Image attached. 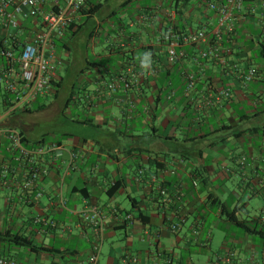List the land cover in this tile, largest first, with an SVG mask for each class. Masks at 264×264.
I'll return each mask as SVG.
<instances>
[{
	"label": "crops",
	"instance_id": "crops-1",
	"mask_svg": "<svg viewBox=\"0 0 264 264\" xmlns=\"http://www.w3.org/2000/svg\"><path fill=\"white\" fill-rule=\"evenodd\" d=\"M214 1L88 0L72 29L54 40L57 68L77 79L66 83L58 70L45 97L0 121L30 145L64 149L40 162L48 175L39 200L13 185L0 190L4 264H89L98 241L97 264H125V257L136 264H264V8L248 0L236 36H222L225 65L189 47L177 65L166 57L164 36L215 26L207 9ZM56 2L45 0L46 9ZM88 23L94 26L84 31ZM31 27L22 23L20 42ZM248 68L251 81L243 79ZM184 73L197 75L192 91ZM64 88L61 106L53 107L49 99ZM221 88L228 100L216 99ZM56 118L66 126L59 137L35 133L39 121ZM69 152L79 158L70 163ZM90 206L99 213L95 227L81 216ZM7 234L32 245L14 246Z\"/></svg>",
	"mask_w": 264,
	"mask_h": 264
},
{
	"label": "built area",
	"instance_id": "built-area-1",
	"mask_svg": "<svg viewBox=\"0 0 264 264\" xmlns=\"http://www.w3.org/2000/svg\"><path fill=\"white\" fill-rule=\"evenodd\" d=\"M248 0H218L207 4V9L215 15L213 28L202 27L198 30L173 33L164 36L167 44V61L177 65L186 58L185 48H195L198 57L204 61H216L226 64L222 55L221 39L225 35L229 39L236 36L235 22ZM264 8V0H254ZM88 0H57L54 7L46 9L45 0H0V121H8L17 117L20 112L29 110L39 99L45 97L58 76V63L54 57V40L62 39L66 31L73 25L77 15L87 6ZM254 11V9H251ZM31 21L28 39L19 41L22 23ZM226 50L224 53L229 54ZM197 75L184 73L186 91L194 89ZM255 78L254 69H246L243 79L251 81ZM118 82L129 88L124 76ZM109 89L114 90V85ZM171 98V95L167 98ZM229 90L221 88L216 99L228 100ZM132 109L133 104L129 103ZM63 147L54 142H38L30 145L22 132L12 124H0V190L11 185L19 189L25 197L36 201L42 197L40 182L48 175L47 169L40 166L44 157L58 158ZM70 163L79 158L77 152H69ZM21 180L17 181L16 177ZM142 176L143 172L139 171ZM194 186L196 184L194 183ZM159 194L166 201L167 193L159 188ZM81 216L91 226L99 223L98 209L86 207ZM130 220V216H126ZM172 231L177 226H171ZM100 253V241L91 251L89 264H97ZM125 264H136L133 257H125ZM0 260V264H4ZM8 264H15L9 261ZM156 264H171L157 262ZM214 264H219L218 262ZM244 264H253L244 263Z\"/></svg>",
	"mask_w": 264,
	"mask_h": 264
},
{
	"label": "rangeland",
	"instance_id": "rangeland-1",
	"mask_svg": "<svg viewBox=\"0 0 264 264\" xmlns=\"http://www.w3.org/2000/svg\"><path fill=\"white\" fill-rule=\"evenodd\" d=\"M93 24L88 23L87 25H84L83 30L84 31H89L92 30L93 28ZM57 53L59 50H56ZM59 54V53H58ZM58 70L61 71L60 67H58ZM61 75L64 78L65 82H69V79L71 78V74H66L64 71H61ZM71 75V76H70ZM72 78L77 79L76 76H72ZM76 88H78V84L76 86ZM67 94V88H64L63 90H61V92L59 93V98L54 100L52 97L49 99V102L51 103V105L54 106H58L60 107L62 104V98L64 95ZM71 109V108H70ZM73 109L70 110V112ZM65 118H70V114L67 112L64 114ZM64 128H66V126L63 125L61 118H56L54 120H48V121H39L38 125H37V129H36V134H40L41 136H43L44 138H47V140H49L51 137L49 136L50 133L55 134L56 136L59 137L61 130H63Z\"/></svg>",
	"mask_w": 264,
	"mask_h": 264
},
{
	"label": "trees",
	"instance_id": "trees-1",
	"mask_svg": "<svg viewBox=\"0 0 264 264\" xmlns=\"http://www.w3.org/2000/svg\"><path fill=\"white\" fill-rule=\"evenodd\" d=\"M182 1L188 2L189 0H182ZM82 11H84V10H82ZM72 26L73 25H71L67 31L71 30L72 29ZM226 217H227V219L229 221L233 222L237 227H246V222L245 221H243V222L238 221L236 219V217H235L234 212H228V213H226ZM6 238H7V241L9 243H11L12 245H14V246L31 247V245H32V243L27 238L23 237L22 235H18V234H7L6 235ZM31 250H33V248Z\"/></svg>",
	"mask_w": 264,
	"mask_h": 264
}]
</instances>
